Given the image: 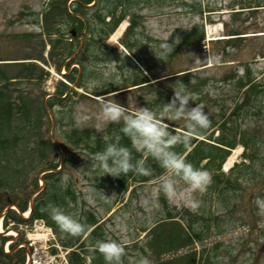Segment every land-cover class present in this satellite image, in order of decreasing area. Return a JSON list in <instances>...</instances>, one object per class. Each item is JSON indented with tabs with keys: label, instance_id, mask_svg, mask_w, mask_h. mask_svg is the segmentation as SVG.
I'll use <instances>...</instances> for the list:
<instances>
[{
	"label": "rangeland",
	"instance_id": "obj_1",
	"mask_svg": "<svg viewBox=\"0 0 264 264\" xmlns=\"http://www.w3.org/2000/svg\"><path fill=\"white\" fill-rule=\"evenodd\" d=\"M47 1L0 0V85L14 91L13 99L15 92L25 90L32 97L34 110L41 109L42 101L60 82L71 91L63 107L44 108L37 115L42 122L39 132L29 129L1 132L8 142L4 140L0 147V175L8 184L0 185V264H104L102 255L91 250L92 245L98 238L115 236L109 229L117 217H124L128 227L125 264L128 256L146 257L151 264L159 259H172L187 250L196 251L198 264H264V212L255 203L257 197H264V0H126L127 8L133 11L130 14H135V25L127 35L124 31L130 14L105 39L96 36L95 41L87 39L82 32L78 39L70 41L68 30L72 25L61 20L59 28L65 33L53 52L43 29ZM105 4L101 1L102 7ZM58 20L54 17L49 25L56 26ZM193 26L195 32L204 30V41L200 46L195 38L180 43ZM236 32L240 34H233ZM23 33L27 37L12 38ZM165 39L168 47H172L168 54L160 51ZM228 40L236 41L227 43ZM88 42L90 46L85 49ZM124 42L130 43L131 51ZM70 43L73 53L63 59ZM36 55L44 56L46 62L35 58ZM74 56L78 63H70L66 69L65 65ZM32 63L35 64L31 66L32 73L26 72L28 68L24 66ZM245 64L253 77L262 82L263 95L260 101H246L236 110L242 92L235 86L236 76L242 73ZM73 68L78 79L81 78L80 84L76 83L77 79L67 82L64 77ZM169 74L174 77L169 78ZM143 76L145 83L122 87ZM91 79L99 81V85L89 90L85 85ZM105 88L115 91L95 95ZM173 88L190 92L194 100L190 104L200 103L208 115L230 124L233 132L229 135L235 136L237 142L221 167L216 185L209 183L203 193L195 194L198 201L195 209L187 203H171L163 194L154 205L146 202L143 196L156 179L144 184L130 182L126 190L117 189L113 175L103 174V169L91 164L94 153L79 145L67 154L73 161L64 162L61 170L57 169L61 182L70 181L74 200L66 197L64 203L59 201L56 205L74 216L89 212L96 218L97 223L82 237V247L71 244L73 237L62 232L51 217H33L30 210L44 185L43 171H39L44 152L48 155L50 152L49 158L53 159L61 160L64 156L55 139L84 129L100 137L105 133L118 135L115 132L118 123L104 125L96 119L98 97L114 99L129 111L144 105L159 111L161 103L173 96ZM78 105L89 107V119L77 122ZM17 115L15 112L13 117ZM169 123L183 126L180 120ZM97 126L101 131H97ZM180 127L172 129L182 132ZM217 128L215 125L209 132L213 131L215 136L219 132ZM37 135L46 138L42 139L44 148L35 145ZM50 141L58 145L59 151L50 150ZM38 148L43 151L41 155ZM161 197L166 201V209L176 213L175 219L183 223L190 222L192 214H197L192 234L197 233L198 238L194 236V242L187 248L159 258L146 252L143 242L147 230L168 212ZM17 202L25 205L26 216Z\"/></svg>",
	"mask_w": 264,
	"mask_h": 264
},
{
	"label": "trees",
	"instance_id": "obj_2",
	"mask_svg": "<svg viewBox=\"0 0 264 264\" xmlns=\"http://www.w3.org/2000/svg\"><path fill=\"white\" fill-rule=\"evenodd\" d=\"M101 1H104L105 6H101ZM126 0H48L43 9V15L47 14L45 18V29L46 31V42L50 43L51 51L54 48V45L60 40L63 39L64 33L61 28V20H66L67 23H71L72 28L68 30L69 36L68 39L70 41H75L78 39V36L83 33V35L87 36L89 40H96V36L99 39H105L118 25V23L126 16L130 14L131 9L127 8L128 3L126 4ZM144 1V0H143ZM158 1V0H157ZM67 2L70 4L68 5ZM164 2V0H162ZM91 14L92 17H88ZM131 18L128 26L126 27L124 33H127L134 27L135 25V14H130ZM58 18L60 21L56 26L49 25V20L53 18ZM108 18V19H107ZM71 20V22H70ZM57 21V22H58ZM67 24V25H68ZM195 26V25H194ZM186 34L183 40L180 43H186L189 39L195 38V42L200 46V42L204 38V33L202 28L199 30L200 32H195V28ZM196 33H198L196 35ZM52 34H55L56 37L53 38ZM235 34V33H234ZM236 34H239L236 32ZM28 34H18L14 35L13 39H19L27 37ZM241 38V37H240ZM236 39V38H230ZM88 40V41H89ZM69 41V42H70ZM236 40H228L227 43L233 42ZM89 45L86 44L85 49ZM124 46L126 49L131 51L130 43L124 42ZM72 44L70 43V49L68 50L66 56L63 58H68L72 53ZM50 51V52H51ZM35 58L41 59L46 62V59L42 55H36ZM76 56L70 58V61L65 65L67 69L69 64L76 63ZM60 63L57 65V70L60 67ZM78 63V62H77ZM35 64L25 65L28 69L26 72L32 73V67ZM242 73L236 76L235 86L241 92L240 102L235 105V109L239 110L242 106H244L250 100L260 101L261 95H263V91L261 90L262 82L258 79H255L252 75L248 64L243 66ZM84 65L81 64V71H83ZM76 68L72 70H68L64 74V77L67 82H74L77 79V84H80V79L76 75ZM177 73H180L179 71ZM188 73V72H186ZM22 75V74H21ZM172 74H169V76ZM178 76L180 74H177ZM184 75V74H183ZM25 77H30L29 75L23 74ZM40 76V74H39ZM16 77V76H15ZM141 78V80H132L129 84H124L122 87L135 86L138 84H143L146 80ZM174 76H170L169 78H173ZM183 77V76H182ZM178 77V78H182ZM9 83V79L5 76L2 77ZM186 81V80H185ZM186 83V82H185ZM6 84V83H5ZM68 86L65 83L60 82V84L56 87V90L52 92L45 100L42 101L41 109H33L32 108V97L25 90L17 91L14 94L13 99L11 96L14 91L10 90L7 86L0 85V147H2V143L4 140L8 142L7 137L1 132H26L25 130L29 129L31 132H39L40 125L42 122L40 121V117L37 115L44 110V108L54 109L55 107H63L65 103L64 99H69V94L71 91H68ZM111 88H105L100 91H96V96L98 95H107L110 92L115 91ZM120 90V89H117ZM68 91V92H67ZM67 92V93H66ZM44 93V92H43ZM67 99V100H68ZM16 103H19L18 105ZM17 112V117H13V114ZM226 110L223 115H226ZM35 115V117H32ZM30 116L33 118H30ZM210 123L208 127L198 129L195 132L190 134L191 139L190 143L187 145H176L175 150L185 154L186 159L191 161L195 166L202 167L206 169L211 174V182L214 186L215 182L218 181V175L221 173V166L223 162L226 160V157L229 154V151L237 144L235 140V136H230V132H233L230 124L221 121L219 119L214 118L213 115H209ZM218 125L219 132L214 136L213 131L209 130ZM111 126H116L111 124ZM180 127L176 124H171V127ZM115 132H119L120 124H117ZM181 130L185 131L184 127H180ZM182 131V132H183ZM120 135V143L125 145H130V142L126 136L122 133H118ZM63 136V135H62ZM116 136V135H115ZM201 137V138H200ZM42 139L46 140V138L37 135L35 139V145L40 148H44V142ZM58 141L59 146H61L64 151V156L60 159L57 158H49L48 152H44V157L42 159V166L39 171H43L41 175L42 181L44 184L41 191L37 194L35 198L34 204L31 208V213L33 217L35 215L38 218H48L50 217L47 212V206L50 203L63 202L66 197L70 198L73 202V190L70 184V181L66 179L65 183L60 181L59 171L62 168L64 162H72V157H69L67 154L72 153L73 150H76L79 145H84L88 147L91 153H95L98 150L103 148L104 142L101 137L91 132L90 129H84L82 132H71L65 134L61 139H55ZM61 140V141H59ZM48 143V142H47ZM50 150L59 151L58 145L54 141H50L49 144ZM39 150V148L37 149ZM48 150V147H47ZM39 150V153L41 155ZM134 158L140 156L139 153H133ZM146 164L151 167L152 174L151 175H140L129 172L127 174H120V176H114V182L116 183L117 189L126 190L127 186L130 182L138 181L140 184H144L148 181L157 179V177L163 172V169L160 168L157 162H155L151 157H149L146 161ZM60 166L59 171L56 168ZM1 174V173H0ZM8 183L2 179L0 175V185H7ZM34 188H37V182L34 183ZM4 189V187H3ZM164 205V210L168 211L166 215H164L160 220H157L153 226H151L146 234L144 239L143 249L145 251L155 255L157 257H161L163 254L169 252H176L182 249L187 248L190 244L194 242V236L196 239L198 238V234L192 232L194 231V223L197 222V214H192L193 217H190V222H182L179 219H175L176 213H171L166 209V201L161 197L160 198ZM10 200H13L10 198ZM39 204V206H38ZM18 207L23 211L25 209V205L18 203ZM37 207V208H36ZM184 213H189L186 209H183ZM178 213V212H177ZM83 225L84 232L80 235H69L73 237L71 240V244H79V248L82 247V237L87 233V231L97 223L96 218L89 212H84L82 216H75ZM49 223V222H48ZM98 225L93 227L94 231L97 230ZM101 256V254L98 252ZM80 255V254H79ZM77 255V256H79ZM93 261L95 258L91 255ZM105 264V261H102ZM151 264H198L197 254L195 250H187L182 252L179 255L174 256L172 259H159L156 262Z\"/></svg>",
	"mask_w": 264,
	"mask_h": 264
},
{
	"label": "clouds",
	"instance_id": "obj_3",
	"mask_svg": "<svg viewBox=\"0 0 264 264\" xmlns=\"http://www.w3.org/2000/svg\"><path fill=\"white\" fill-rule=\"evenodd\" d=\"M167 39L161 45L162 54H168L172 47H168ZM213 60L218 57H212ZM99 81H86L89 90L96 88ZM173 96L156 111L147 106H137L132 111L114 99L104 96L98 97V109L95 117L104 125L108 123L120 124L119 132L126 136L130 145L120 143V135L114 137L102 134L103 148L96 151L90 158L91 164L103 169L104 173L114 176L132 172L140 175H151L152 169L146 164L151 157L158 163L163 172L157 177L153 186L143 199L155 204L161 194L171 203L183 205L192 209L198 206L196 193H203L211 182V174L204 168L195 166L186 159L185 154L175 150L176 145L190 143L192 132L208 127L210 120L205 108L194 101L190 92L185 89L173 88ZM90 109L87 105H78L76 111L77 122L89 119ZM183 121L184 132L172 129L170 121ZM97 131H101L97 126ZM140 156L134 158L133 153ZM255 203L258 210L264 212V197H257ZM48 215L57 227L69 235H80L84 232V225L71 213L58 205L47 206ZM109 231L115 236L106 235L93 242L92 251L99 252L105 264H125L126 244L128 242V227L124 217H117ZM127 264H148L143 256H128Z\"/></svg>",
	"mask_w": 264,
	"mask_h": 264
},
{
	"label": "bare ground",
	"instance_id": "obj_4",
	"mask_svg": "<svg viewBox=\"0 0 264 264\" xmlns=\"http://www.w3.org/2000/svg\"><path fill=\"white\" fill-rule=\"evenodd\" d=\"M28 213V210L24 211L23 215L26 216ZM9 234H12V232H9Z\"/></svg>",
	"mask_w": 264,
	"mask_h": 264
}]
</instances>
